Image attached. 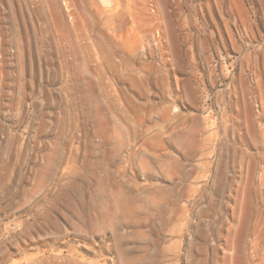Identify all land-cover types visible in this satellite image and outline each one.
Masks as SVG:
<instances>
[{"label":"rangeland","instance_id":"374dc122","mask_svg":"<svg viewBox=\"0 0 264 264\" xmlns=\"http://www.w3.org/2000/svg\"><path fill=\"white\" fill-rule=\"evenodd\" d=\"M0 264H264V0H0Z\"/></svg>","mask_w":264,"mask_h":264}]
</instances>
